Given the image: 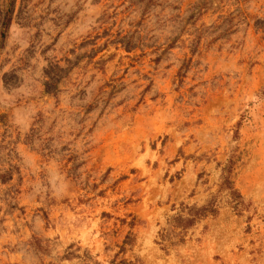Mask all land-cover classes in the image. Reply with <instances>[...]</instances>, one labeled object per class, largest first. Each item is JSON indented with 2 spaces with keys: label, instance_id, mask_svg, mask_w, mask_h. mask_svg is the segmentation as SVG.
<instances>
[{
  "label": "rangeland",
  "instance_id": "rangeland-1",
  "mask_svg": "<svg viewBox=\"0 0 264 264\" xmlns=\"http://www.w3.org/2000/svg\"><path fill=\"white\" fill-rule=\"evenodd\" d=\"M0 177V264H264V0H0Z\"/></svg>",
  "mask_w": 264,
  "mask_h": 264
},
{
  "label": "trees",
  "instance_id": "trees-1",
  "mask_svg": "<svg viewBox=\"0 0 264 264\" xmlns=\"http://www.w3.org/2000/svg\"><path fill=\"white\" fill-rule=\"evenodd\" d=\"M0 180L1 179L0 177ZM223 186L225 188H228L230 190V194L233 196V198L240 197L236 191L231 187V182L228 179H225ZM189 211V218H182L177 217L174 219V226L176 228H188L190 227L197 219H200V217L206 216L209 213H213L214 209H207V207H203L200 209H188Z\"/></svg>",
  "mask_w": 264,
  "mask_h": 264
},
{
  "label": "clouds",
  "instance_id": "clouds-1",
  "mask_svg": "<svg viewBox=\"0 0 264 264\" xmlns=\"http://www.w3.org/2000/svg\"><path fill=\"white\" fill-rule=\"evenodd\" d=\"M15 122L20 124L21 126H23L25 123L22 119V112L20 110H18V112L15 114Z\"/></svg>",
  "mask_w": 264,
  "mask_h": 264
}]
</instances>
